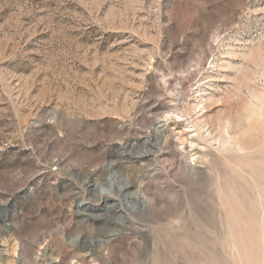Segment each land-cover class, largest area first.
<instances>
[{
  "label": "rangeland",
  "instance_id": "rangeland-1",
  "mask_svg": "<svg viewBox=\"0 0 264 264\" xmlns=\"http://www.w3.org/2000/svg\"><path fill=\"white\" fill-rule=\"evenodd\" d=\"M177 129L191 176L142 155ZM100 241L98 264H264V0H0V264Z\"/></svg>",
  "mask_w": 264,
  "mask_h": 264
},
{
  "label": "bare ground",
  "instance_id": "bare-ground-1",
  "mask_svg": "<svg viewBox=\"0 0 264 264\" xmlns=\"http://www.w3.org/2000/svg\"><path fill=\"white\" fill-rule=\"evenodd\" d=\"M183 130H178V135L175 136L176 138H174V139L173 138L172 139H148L147 143H148V145L151 148L146 150L145 153L142 154V155L151 156L154 160L156 159V160L160 161L165 156V150H164L165 146L168 145V144H172V145H174V147L177 146L176 150L174 149V158L176 160H174L170 165L168 164V166H167L168 169L172 170V169H176L177 168V170H179L178 173H182V174L189 175V176L197 173L199 168H198V166L195 163L196 159H193V158L190 159L189 158L191 149H192V147L194 148V145H193L192 139H190V137H188L187 134L185 133V131H183ZM192 157H194V156H192ZM121 180H122L121 178L118 179L116 176H113V177L111 176L109 178V180L107 181L108 187H100L101 190L99 188L100 191H98L96 193V195L98 196L97 198L99 200L100 199L101 200H105V199H108L109 197H112V198L114 197L115 199H119L120 196H121L122 190L123 189H127L130 186L128 181H124L123 183H121L123 181V180L122 181ZM115 189H117L116 192H115ZM124 193H125V191H124ZM144 195H147L149 198L148 199L144 198ZM132 196L134 197L133 200L135 202H140V200H142L141 202L146 204V205H149L151 209L154 208L156 210H160V209H163V208L168 206L167 205L168 200H166L164 194L163 193H159L158 190H154L149 185V183H147V182H141L139 190L136 193H134V195H132ZM122 201L119 203L121 205V208L123 207V202ZM112 207L115 208L114 209L115 212H117L120 209L119 206L117 207L116 205H112ZM117 219L118 220L114 221V223H115V226L118 227V230H120L121 228H123V226H125L126 220L123 219V218L122 219L121 218H117ZM105 243L106 242H104V241H100V244H98V248H99L98 252L99 253L95 252V251H97V248L95 249V247H96L95 243H93L92 245L83 244L82 247H81L82 249L92 250V252H88L86 254L87 256L86 255L83 256V254H81V253L80 254L78 253L75 256L73 255L72 260L68 264H98V261L100 259H102V260L105 259L106 255H107V251H106L107 247H106ZM48 248H50V247H48L47 244L43 246V249H48ZM56 250H57L58 254L61 255L63 253V251L66 250V249H64L61 246V243L58 242V243H56ZM94 253L99 256V259L97 261L92 259L93 257L89 256L90 254L93 255ZM57 257H58V255H57ZM87 257H89V258L91 257V258L87 259ZM86 260H88L89 262H86Z\"/></svg>",
  "mask_w": 264,
  "mask_h": 264
}]
</instances>
